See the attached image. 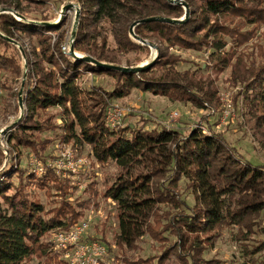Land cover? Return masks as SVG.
I'll return each instance as SVG.
<instances>
[{"label":"trees","instance_id":"1","mask_svg":"<svg viewBox=\"0 0 264 264\" xmlns=\"http://www.w3.org/2000/svg\"><path fill=\"white\" fill-rule=\"evenodd\" d=\"M20 1L0 0L2 10L22 17L21 20L10 13L0 15V50L12 52L7 55L0 51V70L22 78L17 97L19 103L23 89L24 106L23 118L11 131L10 148L6 151L0 148V264H26L34 256L47 255L49 243L45 237L57 229L68 230L82 220V212L70 201L67 180L56 169L46 165L45 173L37 175L22 167L21 148L31 149L45 161L40 151L48 143L28 135L34 131L62 130L64 133L57 138L60 142L88 145L98 163L113 161L128 172L106 193L118 206L117 245L120 248L133 249L145 235L160 243L166 242V236L170 235L177 239L179 250L188 251V257L182 259L186 264H211L212 261L199 258L208 250L206 244L214 232L233 228L236 241L242 242L250 240L261 229L264 166H253L240 158L223 133L201 126L187 135L165 128L148 131L133 125L112 129L106 124V114L115 99L128 96L134 88L162 94L172 102L189 103L198 109L212 108L217 89L205 88L190 78L189 73L176 71L174 67L179 59L162 52L161 45L167 49L211 50L215 67L223 71L236 58L234 51L221 55L220 51L228 46L226 39L232 40V50L249 41L252 33L244 30L249 25L264 24V10L248 9L245 0H175L176 3L81 0L78 5L83 20L89 22L83 21L77 29L75 52L120 67L119 58L109 52L108 38L88 33L86 26L98 19H108L118 27L117 52H149V45H142L131 36V26L156 17L185 20L183 4L189 6L190 17L184 23H141L134 29L136 38L159 51L154 68L171 66L161 76H148L146 70L122 73L98 68L64 53L62 45L67 31L63 21L49 26L52 21L46 16L28 17ZM38 4L45 2L38 1ZM26 39L30 42V51L25 49ZM250 66L252 81L246 89L251 95H247L245 103L253 117L256 106L259 108L261 116L257 122L263 127L264 65L258 70L255 63ZM126 67L135 68L131 64ZM86 74L114 77V90L109 92L99 87L84 90L79 81ZM57 108L62 114V125L58 124L57 115L48 113ZM131 167L137 173H130ZM183 180L191 190L194 206L178 192ZM30 187L45 190V194L53 191L58 194L61 200L52 209V217L43 216L44 208L27 192ZM85 191L91 193L90 199H95L93 184L87 185ZM161 205L170 206L172 212L160 215ZM263 250L264 242L255 251ZM167 253L168 250L161 258ZM251 263L254 264L252 259Z\"/></svg>","mask_w":264,"mask_h":264},{"label":"rangeland","instance_id":"2","mask_svg":"<svg viewBox=\"0 0 264 264\" xmlns=\"http://www.w3.org/2000/svg\"><path fill=\"white\" fill-rule=\"evenodd\" d=\"M38 1H44L45 4H38ZM80 1L21 0L20 2L21 8L24 9L28 17L46 16L52 21V24L59 23L62 17L67 31V41L72 36L78 11H80V18L77 29L84 21L82 9L78 5ZM244 5L252 11L264 10V0H245ZM67 6L72 7L64 11ZM84 22H89V20ZM85 29L92 35L108 38L109 52L119 58L122 67H126L128 64L133 67L149 66L146 70L148 76H161L171 67L167 65L164 68H154L159 58V51L155 47H149V52L130 54L117 52L118 27L108 19H98L95 24L91 23ZM246 30L251 31L252 38L241 47H234L232 50V40L226 39L228 46L222 50L223 52L220 51L221 55L234 51L236 58L223 71L215 67L216 62L211 58L213 53L211 50L197 52L172 47L167 49L166 46L161 45L162 52H167L179 59L178 65L174 67L176 71L185 75L189 73L190 78H194L205 88L211 90L214 87L217 89L216 97L211 103L212 108L198 109L189 103L172 102L162 94L157 95L134 88L128 96L115 99L111 104L127 111L124 125L145 127L148 131L154 129L160 131L165 128L168 131L184 135L201 126L208 131L223 133L225 139L237 150L239 157L244 161L253 166H264V126H259L257 122L261 113L256 106L255 117H253L245 103L247 95H251L246 89V86L252 81L250 63H255L256 70L264 65V24L249 25L244 31ZM25 41V49L30 51V42L27 39ZM0 51L7 55L12 53L9 50L5 51L4 48H1ZM21 64L25 66L23 61ZM27 71L28 69L25 70V72ZM21 81L22 78L17 75L0 70V131H4L0 134V148L5 151L10 148L11 131H14L15 124L24 116V106L21 109L17 97ZM79 82L84 90L99 87L101 90L110 92L115 88L116 79L108 75L86 74ZM228 101L231 102L229 104L232 106V112L230 119L225 120L224 111ZM48 113L57 115L58 124L62 125L60 109H51ZM62 133H64L62 130L29 132L28 135H33L35 139L48 143L45 149L40 151L45 161L36 157L31 149L21 148L22 167L34 173L37 166L33 161L36 160L43 166L44 173L46 165L57 169L55 166L57 156L61 150L65 149L71 150L75 156L85 160L86 164L78 174L58 172L60 177L68 182L72 205L82 212V220H90L86 238L88 240L95 239L106 245L109 251L108 262L110 264H159L160 259H165L163 264H186L182 259L188 257V251L179 250L177 239L170 235L166 236L167 241L164 243L157 242L149 235H145L138 240L133 249L120 248L117 245L118 206L113 200L106 197V193L120 176H127L128 172L113 161L106 164L98 163L94 158L92 148L88 145L77 144L74 141L69 144L60 142L57 138ZM4 155L6 156L7 152ZM128 171L137 173V169L134 167ZM90 184L94 185V191L97 193L95 199H90L91 193L85 191L87 185ZM27 192L33 200H37L42 205L43 216L46 219L52 217V209L57 207L56 202L61 200L58 194L55 191L45 194V190L37 187H30ZM178 192L184 200L194 206L195 200L191 190L187 188L185 180L180 182ZM159 209L160 215L163 216L172 212V208L168 205H161ZM235 232L236 230L233 228L214 232L206 244L208 250L200 255L199 259L212 261L211 264H250V259L254 264H264V250L255 251L264 242V222L261 229H257L250 240L236 241ZM52 233L44 239L49 243L47 255L34 256L26 264H62L60 262L66 264L61 256L55 255L51 250ZM167 250L166 256L161 258Z\"/></svg>","mask_w":264,"mask_h":264},{"label":"built area","instance_id":"3","mask_svg":"<svg viewBox=\"0 0 264 264\" xmlns=\"http://www.w3.org/2000/svg\"><path fill=\"white\" fill-rule=\"evenodd\" d=\"M74 44L72 37L62 45L64 53H70L71 45ZM230 101L225 106L224 119L231 117L232 106ZM127 111L118 106L110 105L106 114V124L112 129L123 127ZM177 115V113H176ZM34 173L42 175L43 166L39 161L34 160ZM85 160L78 158L68 149L61 150L57 156L56 171L59 174L71 172L78 174L85 166ZM59 171V172H58ZM90 228V220H81L70 229H58L51 235V250L55 255L61 256L66 264H110L108 262L109 251L105 244L99 241L88 240L86 234Z\"/></svg>","mask_w":264,"mask_h":264},{"label":"water","instance_id":"4","mask_svg":"<svg viewBox=\"0 0 264 264\" xmlns=\"http://www.w3.org/2000/svg\"><path fill=\"white\" fill-rule=\"evenodd\" d=\"M171 2L173 3H176L175 0H170ZM184 8H185V11H186V18L185 20H187L189 17H190V9H189V6L184 3L183 4ZM72 6H67L65 7L64 11L67 10L68 8H71ZM5 13H10L12 14L13 16L19 18L22 20V17L19 16L18 14H15L14 12H9L7 10H1L0 11V14H5ZM79 18H80V11H78L77 13V17H76V21H75V27L73 29V32H72V40L74 41L75 43V37H76V32H77V27L79 25ZM62 20V17L61 19ZM183 19L181 20H177V19H168V18H164V17H156V18H149V19H146V20H143L141 21L140 23H134L132 26H131V29H130V32H131V36L134 38V39H137V41L142 44V45H149V47H152L150 44H148L147 42L145 41H142L138 38H136V35L134 33V29L136 28V26H138L139 24L141 23H153V22H165V23H169V24H179V23H184ZM35 24H41V23H38V22H33ZM58 24V23H57ZM57 24H48L49 26H53V25H57ZM8 39V38H7ZM11 43H14L17 45V42L12 40V39H8ZM74 44L71 45V48H70V55L73 56L74 58L78 59V60H81V61H85V62H89V63H92V64H95L98 68H107V69H112V70H115V71H119V72H122V73H140V72H143L145 70H147V68L149 66H146V67H135V68H127V67H120V66H113V65H107V64H104V63H100L98 61H96L95 59L93 58H90V57H83L81 55H79L78 53L75 52L74 50ZM24 87V85H23ZM23 90V89H22ZM20 91V94H19V103H20V107L21 109L23 108V100H22V92L23 91ZM4 133V131H0V134Z\"/></svg>","mask_w":264,"mask_h":264}]
</instances>
